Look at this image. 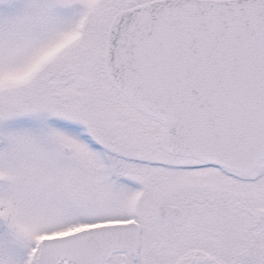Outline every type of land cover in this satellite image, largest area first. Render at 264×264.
I'll list each match as a JSON object with an SVG mask.
<instances>
[{
	"label": "snow or ice",
	"instance_id": "1",
	"mask_svg": "<svg viewBox=\"0 0 264 264\" xmlns=\"http://www.w3.org/2000/svg\"><path fill=\"white\" fill-rule=\"evenodd\" d=\"M0 264H264V0H0Z\"/></svg>",
	"mask_w": 264,
	"mask_h": 264
}]
</instances>
